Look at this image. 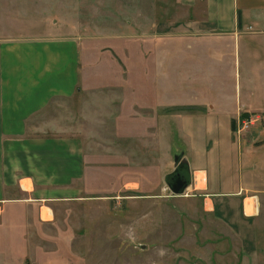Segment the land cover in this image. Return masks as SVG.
<instances>
[{
    "label": "rangeland",
    "instance_id": "rangeland-1",
    "mask_svg": "<svg viewBox=\"0 0 264 264\" xmlns=\"http://www.w3.org/2000/svg\"><path fill=\"white\" fill-rule=\"evenodd\" d=\"M5 3L3 12L8 17L5 23L12 26L11 31L34 25L40 29L53 28L57 35L83 36L78 93L73 97H56L28 123L32 135L46 132L80 136L87 162L82 181L73 183L81 189V197L57 202L53 224L37 223L31 214L33 207L7 208L9 215L0 222V264H264V194L258 215L248 223V228L233 226L228 230L213 215L198 212L197 198H172L169 190L167 200L159 196L131 197L124 189L115 191L112 104L115 96H142V76L145 74L149 80L161 59L166 58L160 55V38L146 33H154L156 21L160 20L167 23L166 28L175 27L176 19L184 16L178 2L5 0ZM250 39L252 36L237 39L236 47L227 53L226 67L216 72L195 50L185 47L186 53L176 56L172 51L173 55L168 54L163 64L167 85L163 95L169 99L193 96L251 100L264 105V38L259 43ZM244 43L253 55L246 52ZM168 44L169 51L170 46L175 47ZM128 79H134L137 85L128 87ZM180 79L183 86L178 88L176 82ZM199 80L204 84L196 82ZM193 112L186 121L189 125L208 122L204 113ZM251 117L255 121L250 122ZM217 118L216 124L223 127V120ZM179 121L171 116L164 121L168 122L169 143L172 140L173 146H177ZM244 121L248 125L241 129ZM233 128L239 137L256 132L263 133L260 136L263 138L264 112L241 114L236 123L233 121ZM251 209L252 200L247 199L246 211ZM45 215L43 219L52 218L50 212Z\"/></svg>",
    "mask_w": 264,
    "mask_h": 264
},
{
    "label": "crops",
    "instance_id": "crops-1",
    "mask_svg": "<svg viewBox=\"0 0 264 264\" xmlns=\"http://www.w3.org/2000/svg\"><path fill=\"white\" fill-rule=\"evenodd\" d=\"M176 1L184 16L176 19L175 27L166 28L167 23L160 20L154 33H146L160 38L161 56L167 58L172 51L175 56L185 54L187 47L204 57L216 72L226 67L227 53L241 36H252L250 40L256 43L263 41L264 0ZM4 4L5 0H0V222L9 215L10 206H29L37 223L53 224L57 202L81 197V189L73 183L85 176L84 141L78 135H32L28 121L56 97L78 93L83 36L57 35L53 28L34 25L11 31L12 26L5 23ZM168 43L175 45L170 51ZM244 49L251 54L245 43ZM166 58L149 80L142 76V96H115V191L124 189L131 197L167 200L165 176L175 167H187L190 184L182 195L169 190L172 198H197L198 212L213 215L228 230L233 226L248 228L258 215L264 194V137L256 132L237 136L233 121L243 113L264 112V105L251 100L166 98ZM196 82L204 84L203 80ZM136 85L134 79L127 80L128 87ZM176 86H183L181 79ZM195 109L204 113L208 122L189 125L186 121ZM169 116L180 120L177 146L172 140L169 143L168 122H164ZM217 117L223 120L221 128ZM247 199L252 200L250 212L246 211ZM43 206L50 209L51 219H43Z\"/></svg>",
    "mask_w": 264,
    "mask_h": 264
},
{
    "label": "water",
    "instance_id": "water-1",
    "mask_svg": "<svg viewBox=\"0 0 264 264\" xmlns=\"http://www.w3.org/2000/svg\"><path fill=\"white\" fill-rule=\"evenodd\" d=\"M177 163V162H176ZM182 166L175 167V169L168 173L164 180L166 185L168 186V189L174 194V195H182L185 193V190L190 184V175L188 172V168H184Z\"/></svg>",
    "mask_w": 264,
    "mask_h": 264
},
{
    "label": "built area",
    "instance_id": "built-area-1",
    "mask_svg": "<svg viewBox=\"0 0 264 264\" xmlns=\"http://www.w3.org/2000/svg\"><path fill=\"white\" fill-rule=\"evenodd\" d=\"M258 117V116H257ZM253 120L255 121V119H253V117H251L250 118V122L252 121L253 122ZM248 124L244 121V122H242V124H241V129H243L244 127H246ZM240 129V127H239V130H241Z\"/></svg>",
    "mask_w": 264,
    "mask_h": 264
},
{
    "label": "bare ground",
    "instance_id": "bare-ground-1",
    "mask_svg": "<svg viewBox=\"0 0 264 264\" xmlns=\"http://www.w3.org/2000/svg\"><path fill=\"white\" fill-rule=\"evenodd\" d=\"M46 209H47V208H46ZM46 209H43V210H42V211H43V215H42V216H44V217H46L45 214L48 213Z\"/></svg>",
    "mask_w": 264,
    "mask_h": 264
}]
</instances>
